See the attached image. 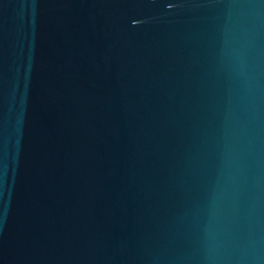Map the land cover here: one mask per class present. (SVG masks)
I'll return each mask as SVG.
<instances>
[{
	"label": "water",
	"instance_id": "water-1",
	"mask_svg": "<svg viewBox=\"0 0 264 264\" xmlns=\"http://www.w3.org/2000/svg\"><path fill=\"white\" fill-rule=\"evenodd\" d=\"M0 264H264V0H0Z\"/></svg>",
	"mask_w": 264,
	"mask_h": 264
}]
</instances>
